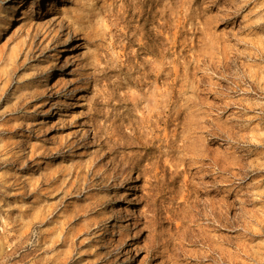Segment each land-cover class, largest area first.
<instances>
[{"label":"rangeland","instance_id":"1","mask_svg":"<svg viewBox=\"0 0 264 264\" xmlns=\"http://www.w3.org/2000/svg\"><path fill=\"white\" fill-rule=\"evenodd\" d=\"M50 1L0 0V264H264V0Z\"/></svg>","mask_w":264,"mask_h":264},{"label":"bare ground","instance_id":"2","mask_svg":"<svg viewBox=\"0 0 264 264\" xmlns=\"http://www.w3.org/2000/svg\"><path fill=\"white\" fill-rule=\"evenodd\" d=\"M50 2L53 4L54 3V0H51ZM19 9H21V8H17V7L15 8L16 11L19 10ZM43 10L45 11V8ZM22 13H23V11H21V14ZM9 21H10V23L8 24V27L12 26L13 25L12 24L13 22L15 23V22L20 21V17H15V16L14 17H10L9 18ZM73 26H74V23H71L69 25V28H71L74 31V28H72ZM68 51H70V49H66V52H68ZM64 58H65L64 63H66L67 62V58H68L67 55H65ZM47 81H48V79H47ZM110 162H111V164H113V160H110ZM140 171L143 172V173H145V172L148 171V169L146 167H143L142 169H140Z\"/></svg>","mask_w":264,"mask_h":264}]
</instances>
